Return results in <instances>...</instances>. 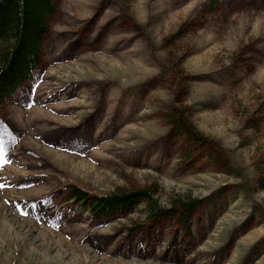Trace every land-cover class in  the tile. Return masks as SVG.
I'll return each instance as SVG.
<instances>
[{"label":"rangeland","instance_id":"rangeland-1","mask_svg":"<svg viewBox=\"0 0 264 264\" xmlns=\"http://www.w3.org/2000/svg\"><path fill=\"white\" fill-rule=\"evenodd\" d=\"M54 3L0 106V264H264V0ZM75 187L201 206L95 220Z\"/></svg>","mask_w":264,"mask_h":264},{"label":"trees","instance_id":"trees-1","mask_svg":"<svg viewBox=\"0 0 264 264\" xmlns=\"http://www.w3.org/2000/svg\"><path fill=\"white\" fill-rule=\"evenodd\" d=\"M222 0H208L215 11ZM57 13L54 0H0V106L13 98L25 84L34 80L42 65L43 48L50 32V21ZM79 208L88 206L92 219L124 214L144 206L149 222L177 218L189 227L201 201L176 196L169 208L162 207L151 189L119 190L103 196H92L75 187L71 193Z\"/></svg>","mask_w":264,"mask_h":264},{"label":"snow or ice","instance_id":"snow-or-ice-1","mask_svg":"<svg viewBox=\"0 0 264 264\" xmlns=\"http://www.w3.org/2000/svg\"><path fill=\"white\" fill-rule=\"evenodd\" d=\"M3 141H0V154H2L3 153ZM5 187V185H3V184H0V188H4ZM26 214V213H25Z\"/></svg>","mask_w":264,"mask_h":264}]
</instances>
